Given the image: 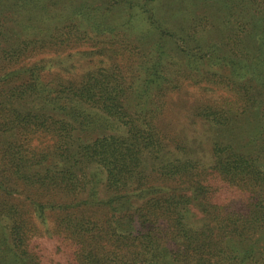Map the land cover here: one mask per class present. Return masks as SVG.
<instances>
[{"label": "trees", "instance_id": "1", "mask_svg": "<svg viewBox=\"0 0 264 264\" xmlns=\"http://www.w3.org/2000/svg\"><path fill=\"white\" fill-rule=\"evenodd\" d=\"M110 2L93 28L111 35L109 65L48 89L38 81L37 45L77 42L81 28L68 22L75 6L48 2L55 13L40 16L49 36L39 42L11 38L1 19L12 11L0 10V239L10 245L0 264H40L31 240L48 218L72 264H264V112L255 139L236 130L259 103L257 89L241 95L228 76L207 72V83L234 96L199 114L230 138L214 144L210 162L194 158L166 114L168 97L192 77L183 60L201 63L219 45L196 40L170 3ZM260 55L251 60L258 80ZM112 125L119 132L107 134ZM98 129L105 133L93 136Z\"/></svg>", "mask_w": 264, "mask_h": 264}, {"label": "rangeland", "instance_id": "2", "mask_svg": "<svg viewBox=\"0 0 264 264\" xmlns=\"http://www.w3.org/2000/svg\"><path fill=\"white\" fill-rule=\"evenodd\" d=\"M50 1L0 0V10L12 11V14L8 15L7 20L0 16L2 17V22L13 30L11 38L28 39L34 42L47 39L48 33L39 31L43 26L40 16L47 12L55 13L51 11L54 9L53 6H49L50 10L47 7V3ZM54 1L62 5L73 4L75 6L72 7L73 10L68 14L71 17L68 22L73 20V24L80 26L81 31L78 36L81 39L62 47L41 48L39 47L41 44L37 45L36 52H38V56L36 59L40 60V69L37 77L38 81L43 84L42 88L45 89H48L49 86L54 87L62 80L78 83L87 72L108 66L110 60L109 50L111 48L106 43L110 42L111 35L102 28L98 32L94 31L93 28H95L94 25L97 23V18L99 17L98 20H100L102 11L106 9L107 4L111 3V0ZM159 1L162 6L166 7L170 3L169 6H173V8L169 6L167 8L175 9L174 12L180 20L183 17L186 18L187 26H190V33L195 35L196 40L214 46L219 45L218 48H215L217 51L216 55H210L201 63H194L186 58L183 60L185 64L187 62L190 65L192 77L182 85L180 90L174 91L169 95L168 108L170 109L166 110V114L172 116L173 130L180 133L187 142L188 140L192 141V151L194 152L192 156L203 159L205 162H210L213 158L211 150L214 144L228 140L230 134L223 130L217 131L214 124L203 119L199 113L208 106L217 105L216 107H218L223 105L224 99L233 94L226 86L215 87L207 83L209 82L206 78L207 72L217 73L224 78L228 76L227 79L234 81L238 93L241 95L247 94L248 90L252 92L253 90L249 87L254 85L257 89L255 97L257 102L260 103L264 99L260 97V94H264V70L261 69L262 73L258 72L262 75L260 80H258L257 73L254 71L255 62H253L256 61L255 54L264 52V46H262L264 43V0ZM153 4L156 5L157 2H153ZM10 5L16 6L15 12L11 10ZM236 6L239 9H236ZM115 7L118 8V5ZM167 8L164 10H167ZM107 14L109 13H105V15ZM113 14L115 12L109 14L108 21L112 19L111 16ZM257 24L262 28V32ZM234 45L236 46L234 47ZM237 45L242 48L244 54H249L250 59L253 61H246L247 55H244L245 58L239 57L240 53H237L239 50V48H236ZM231 49H234L233 53L236 52L234 58L230 57ZM260 58L264 59L263 55H260ZM36 59L32 58L31 60ZM218 61L223 63H218ZM224 63L226 66H224ZM185 64L181 65L188 68ZM234 64L236 65L234 66ZM232 67H237V74L230 73L231 70L229 68ZM233 96L232 98L235 101ZM229 102L227 101V104ZM259 103L252 108H248L241 116L242 119L237 123L236 130H239L237 135L241 136L242 139H255L256 134L259 133L260 117L258 115H260V112L261 114L264 112ZM230 105L233 106V104ZM83 109L85 108L83 107ZM112 128L107 130L106 133L119 132L117 127L114 129L112 125ZM96 131L93 136L105 133L101 129ZM262 138H264V135ZM35 142L39 146H43L45 143L43 138ZM89 172L94 175L93 179L96 180L97 186L104 182V175L97 168L90 169ZM98 193L103 196L102 192L98 191ZM52 225L51 219L48 218L45 226L41 229L40 235L31 240V249L38 253L40 264H72L71 247L66 245L63 238H57L51 234ZM1 241L2 239H0V256H3L7 253L10 245Z\"/></svg>", "mask_w": 264, "mask_h": 264}]
</instances>
